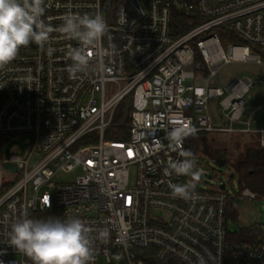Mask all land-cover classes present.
<instances>
[{"label":"built area","instance_id":"built-area-1","mask_svg":"<svg viewBox=\"0 0 264 264\" xmlns=\"http://www.w3.org/2000/svg\"><path fill=\"white\" fill-rule=\"evenodd\" d=\"M43 7L41 19L53 28L68 14L99 13L108 30L88 71L75 77L67 51L80 42L56 32L43 49L30 43L0 66V136L25 138L0 161V189L8 185L0 196V264H33L9 243L23 216L79 218L90 229L89 264H264V231L246 242L229 229L230 200L264 197L241 184L238 194L192 187L191 198H173L170 184H189L164 171L184 158L166 139L176 124L259 135L264 148V129L246 118L253 85L213 81L234 61L264 67V0H44ZM127 99L128 138L107 139ZM73 172L72 181L55 182Z\"/></svg>","mask_w":264,"mask_h":264},{"label":"clouds","instance_id":"clouds-1","mask_svg":"<svg viewBox=\"0 0 264 264\" xmlns=\"http://www.w3.org/2000/svg\"><path fill=\"white\" fill-rule=\"evenodd\" d=\"M44 0H0V66L12 62L21 47L35 43L44 48L53 32L69 39H76L80 47L69 48L68 58L72 63L67 67L70 77L88 71L92 60V49L97 47L106 35L108 26L99 13L91 15L68 14L63 23L53 28L41 19L45 9ZM54 49L49 48L51 55ZM106 49L98 53L101 62L107 55ZM184 124H176L166 134L169 147L180 149L181 160H169L164 169L166 175H192L198 179L200 173L193 171L194 161L188 159L189 152L182 150L184 140L193 133ZM173 198L189 199L191 185L170 184ZM90 229L79 218L61 219L48 217L33 219L27 216L17 219L8 233L9 243L29 257L33 264H89L93 251ZM101 237L106 232H99Z\"/></svg>","mask_w":264,"mask_h":264},{"label":"rangeland","instance_id":"rangeland-1","mask_svg":"<svg viewBox=\"0 0 264 264\" xmlns=\"http://www.w3.org/2000/svg\"><path fill=\"white\" fill-rule=\"evenodd\" d=\"M223 47L226 49L225 45H223ZM258 50L259 52L261 50L264 52V49ZM236 79L242 80L246 84L253 85L250 92L249 105L246 110V118L251 116V118L255 120L254 126L257 129H264V67L252 62L234 61L223 65L218 70L217 76L213 81L215 86L225 88L227 84ZM256 97L258 100H256ZM209 107L212 113H218V100L211 101ZM211 138H215L219 142H222L228 149L232 155L230 162L224 165H218L205 154L187 157L194 161L193 171H198L200 175L198 179H194L192 175L189 174L186 176V181L189 185L201 190L225 188L230 194H238L240 191V183L237 175L230 178V175L234 174L231 163L239 159L248 146L254 145L253 137L247 134L212 133ZM24 139L12 138L6 147V153L14 146H19V148L23 149ZM77 174V172L61 174L55 179V182L66 183L72 181ZM16 175L17 174L7 173L5 178H14ZM3 180L5 179L3 178ZM233 207L237 216L235 220H230L229 229L231 231L236 230L240 232L255 224H260L264 228V198L255 200L236 199L234 200Z\"/></svg>","mask_w":264,"mask_h":264},{"label":"trees","instance_id":"trees-1","mask_svg":"<svg viewBox=\"0 0 264 264\" xmlns=\"http://www.w3.org/2000/svg\"><path fill=\"white\" fill-rule=\"evenodd\" d=\"M178 19L181 22L186 21L183 16ZM132 109V105L128 99L119 106L111 126L105 132L107 139L128 138V127L130 125ZM211 134L207 132H195L188 136L184 140V151L190 153L188 157L205 154L218 165L230 162L231 153L222 142L211 138ZM252 137L254 145L248 146L243 155L231 164L234 169V175L238 176L240 185L244 184L252 192L264 197V148L260 145L258 135H252ZM10 139L9 136H0V161L6 156V147ZM7 188L8 186H4L0 189V196ZM229 214L231 219L235 220L237 215L232 200L229 202ZM263 231L262 225L255 224L250 228L243 229L237 236L240 241L257 242ZM173 264L178 263L173 262Z\"/></svg>","mask_w":264,"mask_h":264},{"label":"water","instance_id":"water-1","mask_svg":"<svg viewBox=\"0 0 264 264\" xmlns=\"http://www.w3.org/2000/svg\"><path fill=\"white\" fill-rule=\"evenodd\" d=\"M4 167L9 172H16L17 171V166L13 163H5ZM233 177H234V174H231L230 178H233Z\"/></svg>","mask_w":264,"mask_h":264}]
</instances>
